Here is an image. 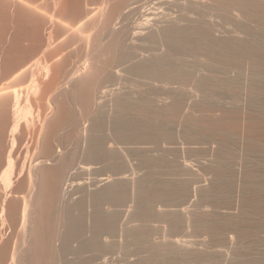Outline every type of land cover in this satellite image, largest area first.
I'll return each mask as SVG.
<instances>
[{
	"label": "bare ground",
	"instance_id": "obj_1",
	"mask_svg": "<svg viewBox=\"0 0 264 264\" xmlns=\"http://www.w3.org/2000/svg\"><path fill=\"white\" fill-rule=\"evenodd\" d=\"M257 29L264 0H0V264H131L145 237L264 232V140L215 136L228 119L203 101L264 94Z\"/></svg>",
	"mask_w": 264,
	"mask_h": 264
},
{
	"label": "rangeland",
	"instance_id": "obj_2",
	"mask_svg": "<svg viewBox=\"0 0 264 264\" xmlns=\"http://www.w3.org/2000/svg\"><path fill=\"white\" fill-rule=\"evenodd\" d=\"M258 33L263 34L260 29H257ZM264 36V34H263ZM228 75V76H226ZM222 78H226V81L232 77V72H225L221 74ZM226 76V77H225ZM230 77V78H229ZM226 88V87H224ZM219 91H226V90H221L218 89ZM223 97L219 98L216 96L214 97H205L203 98V101H205L208 104L214 105V107L220 108L222 111V114L228 119L227 125L225 126L224 133L221 130H214L213 134L215 136H227L231 139H233L236 143L239 144H244L246 142V135H254L256 137H259L264 140V131L263 130H253L251 129L248 125L249 123L247 122V116H254L256 118H259L260 121H263L264 123V109L260 107V103L264 101V94H254L252 96H243L239 98H231L230 94L225 92L222 93ZM237 112H236V111ZM238 117H241L238 118ZM241 123L242 126L244 125L245 127L243 130L238 128V124ZM179 136V135H178ZM179 145V141H178ZM177 152L179 153V156L181 153H183V148L178 146L177 147ZM182 159V158H180ZM182 168L186 171L190 172H199L197 174L203 173L208 168H211V162L202 159V161H195L194 163L190 165H186L181 163L180 161L178 162ZM241 166L235 162V164L231 167V170H239ZM249 168L254 167V165L249 164ZM257 167V166H256ZM196 174L189 175L190 177L192 176L191 180H196ZM179 174V171L176 172V176L174 177H180L179 179L183 181L184 177H187L184 175ZM196 178H195V177ZM194 177V178H193ZM199 178V177H198ZM173 184L169 183L168 187H171ZM192 185L186 186L185 184V190L184 193L182 190H178V193L176 192V195L178 194H188L189 189H190V195L188 194L187 197L184 199L187 200L191 198V195L193 193V186ZM188 188V189H187ZM186 189L188 191H186ZM180 192V193H179ZM188 192V193H187ZM179 195V196H180ZM190 196V197H189ZM174 197H177L174 195ZM187 198V199H186ZM181 198L178 197L174 198L170 203L172 208L177 209V207L180 208L184 207L185 203ZM191 199H195L192 197ZM178 200H181L182 205ZM190 200V199H189ZM189 200L187 201L188 204L190 203ZM197 200V198H196ZM194 200V202L196 201ZM178 201V203H176ZM175 203L174 205L172 204ZM187 204V203H186ZM187 204V205H188ZM193 204V203H192ZM186 205V206H187ZM177 206V207H173ZM232 205H230L231 207ZM193 207V206H192ZM229 207V208H230ZM233 207V206H232ZM174 210L175 214L177 216H181L179 221L182 222L184 219L183 217V212L184 210L181 208V212H179L180 209ZM205 209V208H203ZM209 209V208H208ZM211 209V208H210ZM209 209L208 213H210V216L213 214V212ZM233 210V208H231ZM230 209V210H231ZM229 210V209H227ZM207 211V210H206ZM215 218V221L219 223L218 221H223L221 218H218L216 215H212L211 218ZM218 218V220L216 219ZM181 222V224H182ZM186 222H184L182 225H184ZM222 224L219 225H223ZM186 225V224H185ZM184 225V226H185ZM181 234L179 232L175 233L174 236L168 235V234H159L155 237H145V239L140 243V244H131L130 247L133 248V251H130V262L131 264H229V263H239V264H251V260H257V259H264V232H257V234H252L251 236L247 238H243L240 241L236 243H231V242H225L223 240L217 239L215 242L212 243H201V244H194V245H186L184 241L182 240V237L180 236ZM159 244H162L163 250L160 251L158 254L157 249ZM133 252L137 254L133 255Z\"/></svg>",
	"mask_w": 264,
	"mask_h": 264
}]
</instances>
